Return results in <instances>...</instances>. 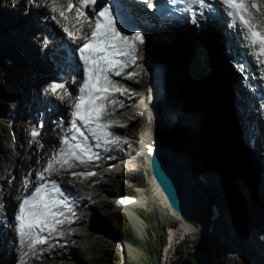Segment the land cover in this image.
Listing matches in <instances>:
<instances>
[{
	"label": "bare ground",
	"instance_id": "bare-ground-1",
	"mask_svg": "<svg viewBox=\"0 0 264 264\" xmlns=\"http://www.w3.org/2000/svg\"><path fill=\"white\" fill-rule=\"evenodd\" d=\"M26 1L20 0L16 8L8 7L3 2L0 3L2 6L0 8V38L4 36V51L12 58L11 63L8 65L13 70L15 67L20 69H18V72L16 71V74H18H15L16 77L19 78L25 75L27 82L31 79L29 84L27 82L24 85L18 86L17 84L18 91H16V95L19 93L20 96H14V101L15 99L17 101L13 108L15 107V113L18 118L25 112L24 104L32 102V112L37 108L38 102L33 96L36 97L40 89V68L45 67L54 70L53 62L46 56H40L37 52V48H39L38 43L43 41L42 36L37 38L36 35L40 31V28H42L39 22H44V28H52L60 32V36L63 35L58 29L57 24L52 21L53 11L49 8L51 4L58 3L59 0H29V3H27L29 12L27 11V15L24 13L25 11L23 12L20 9L22 5L26 6ZM260 2L263 4L264 9V0H260ZM140 9L139 7L134 9L136 16L140 15ZM81 24H79V30H81ZM195 29V26L190 24L181 26L173 24L171 28L164 27L161 29L153 26L152 28L148 29L147 27L145 29L151 35L147 51L145 48L141 49L140 45L139 51L142 53H139L140 61L137 64L138 66L135 68L131 67L124 75L117 77L118 81L126 83L127 91L119 97V101L124 105L114 109V116L116 117L114 130L118 135H114L116 147L115 149H113L114 147H108L105 155L111 156L110 152L114 150L118 154V157L127 161L128 169L125 176L129 177L141 176L142 173L148 171L149 166L152 170L154 168L158 170L157 172H159L160 176V172L166 171L165 166H168L166 160L161 159L160 152L162 151L160 150L161 148H168V146H172L176 150L175 153L180 164H187L190 160L194 161L193 165H186L184 167L188 175V180L184 182L185 212L180 210L177 205V209L171 206L174 212L173 216H177L179 219L176 218L177 223L182 224V226H190L189 236L194 238V232H198L197 225L200 223V218L202 217L204 203L210 200L211 202H217L220 210L214 224V230L212 233H206V231L203 232V229L200 228L202 232L201 236H204L215 247L214 251H217V247L219 246L224 247L229 245L237 248V250H233L241 259L234 258L237 259L234 262L235 264H239V262L244 263V261L248 262L250 259H253V253L252 248L247 247L244 241L245 238H241L239 234L237 216H241L243 210L237 212L234 210L235 206H229L219 188L220 179L217 174V156L220 154L221 143H219V138H216L214 135V131H217L218 126H220L218 123L226 121V114L230 105L234 107L237 103V96H244L241 85L238 84L239 74L234 70L233 66H231L233 70H230L226 65V58L223 53L224 48L238 52L237 41L239 39L237 36L232 40L220 37L223 40L218 44L216 40L211 41L210 37L206 38L203 36V32ZM164 55H167L170 61L182 65L187 70L190 79L189 96H187L184 107L180 111L179 123L176 124V129H179L178 133L175 134L172 130L171 134L168 131V135L164 133V129L167 123L168 126L170 125V128L174 127L172 125L174 124L172 112L163 110L164 108L160 105L157 98L161 81L164 80L162 71L157 67L160 62L158 59L164 58ZM131 72L132 74H130ZM34 86L37 88V91L33 94L31 90ZM71 90L73 91L74 88L72 87ZM53 96L56 97V95ZM69 106V100L62 99L58 101L57 109L60 112L67 113ZM235 108L237 112L240 109L242 110V108L245 110L242 101H239ZM140 112L144 114L141 113L138 116ZM9 117L8 119L10 120ZM143 117L148 118L149 123H140ZM191 118L193 119L191 126L189 128L184 127V120L188 121ZM245 119L250 121L249 116H246ZM51 120L48 123L47 138L49 143L55 145L59 141L54 131V123ZM240 126L243 130V124H240ZM21 135L22 137L24 136L23 132ZM238 137L240 138L239 142L243 152L248 153L250 150L248 151L247 146L244 145L247 141L246 135L240 134ZM151 142L155 148L152 150L154 151L155 158L156 156L159 157V161L157 162L159 165H155L151 156L144 155L143 153V150H151L149 148V143ZM257 144H264V138L262 137L261 139L259 137ZM2 151L3 157L0 156V174H5L6 177L9 176L10 173L7 170L9 169L15 174L16 179L15 187L5 197L7 215L12 218L11 211L16 204L17 195L22 190L21 176L28 174L30 170L39 168L42 164L44 165L47 162L50 151L44 149L39 152L34 144L23 146L19 149L20 155L16 161L13 158L10 146ZM252 154L255 158L254 164L258 168L260 181L264 188V151L261 150L256 157L254 156L256 152H252ZM18 163L22 167L17 165ZM11 164L13 165L10 167ZM197 173L204 175L207 179L206 184L196 179ZM115 175L114 172H109L107 173V177L104 178L92 176L89 177L90 180L87 181V184L80 182V179L73 180L72 187L76 192L78 203V206L74 209L76 212L71 214L66 220L67 225L63 227L61 236L55 238L49 244L29 248L28 246L16 244L13 231L8 230L2 234L0 233V264H16V261H19L20 264H30L33 261L37 264H75V260L84 261L82 254L85 249L91 248L93 250L97 246L103 249L105 246H108L110 240L105 235L99 233L100 230L107 232L106 229L101 228L94 217H92L90 199L92 197H99L102 194L100 190L106 192L108 197L115 195L110 190L112 187L120 184L114 177ZM6 177L0 179V184H6ZM163 179L166 181L167 176L164 175ZM163 188V180L157 182V185H155L157 196L166 204L168 201L164 196ZM246 196L247 202H245V214L243 213V215L246 216L245 219L249 217L246 220L247 223L256 220L253 227L254 232L260 230L264 233V224L262 225L264 200L255 197V195L253 196V194L252 198L249 197L248 193H246ZM196 197L197 200H195ZM199 198L204 199V202H201ZM250 198L252 201H250ZM188 202L195 207L193 213L187 210ZM1 203L2 201L0 200V205ZM250 203H253L254 207L252 205L250 207ZM260 206L261 209L259 208ZM252 209H255L256 212ZM230 213H232L231 216ZM180 216L185 217L186 221L181 223ZM130 217L133 223H135L136 228L140 230L138 213L131 211ZM75 227H78V230ZM168 230L167 239L170 240L169 244L174 241L177 235L183 234L176 224L169 226ZM227 231H229V234ZM78 239H81V243ZM86 239L92 240L87 243L88 240L85 242ZM76 240H78V245L74 243ZM65 241L67 242L66 245L63 244ZM225 241L228 243L224 244L223 242ZM117 242L119 244V241ZM67 246L73 253L72 257L66 256L67 252L65 249ZM168 247H165V252L168 251ZM16 249H19V251H15ZM126 249V251L134 253V249ZM257 249L264 252L261 248ZM207 263L218 264L213 258L207 261Z\"/></svg>",
	"mask_w": 264,
	"mask_h": 264
},
{
	"label": "rangeland",
	"instance_id": "rangeland-1",
	"mask_svg": "<svg viewBox=\"0 0 264 264\" xmlns=\"http://www.w3.org/2000/svg\"><path fill=\"white\" fill-rule=\"evenodd\" d=\"M29 0L26 1V6L22 5L20 7L21 11H25L24 13L27 15V3ZM6 3L8 7H12L13 5V1L12 0H0V3ZM0 8H2V6L0 5ZM29 8V7H28ZM42 16V15H41ZM1 31V30H0ZM4 36L0 38V60H2V64H3V78L0 80V84L1 86L5 89L4 93L6 94V107L4 110L5 113L7 115H9V110L13 108V106L16 103V99L14 101V96H20L19 93H17L16 95V91H18V86L19 85H24L27 82L26 76L22 75L19 78L15 76L16 71L18 72V67H15V69H11L9 67V65L7 64L8 59H12L10 57V55L7 54L6 51H4ZM226 65L230 68V70H233V68L231 67V65L229 64V61L226 59L225 60ZM20 70V69H19ZM235 72V71H234ZM236 73V72H235ZM18 75V74H16ZM31 81V79H29V81L27 82V84H29ZM18 84V86H17ZM26 84V86H27ZM32 91V90H31ZM30 91V92H31ZM152 98V97H151ZM153 101V99H152ZM17 106V105H16ZM152 106V104H151ZM154 107V106H153ZM232 109L235 110V108L230 105L229 109H228V113L226 114V121L223 122H219L218 124L220 126H218V130L214 131V135L216 138H219V143H221V150H220V154H218L217 156V162H218V169H217V174L219 176L220 182H219V188L221 189L222 187V183L226 178H229L231 175V172L229 173L227 170V165H228V161L230 160L231 163V170H233V163L234 165L237 167L239 165H237V162H239L238 160H240V158L236 161V158L234 155H232L234 152L237 154V156L242 157V158H246L248 156H250V159L253 157V154L251 153V151H249L248 153L243 152V149L241 147L240 144V138L238 136H240V121L239 119H235V115H233V113H231ZM143 113L140 112L138 114V116ZM144 114V113H143ZM134 117V116H133ZM3 118H0V122H2ZM234 120V121H233ZM149 119L148 118H144L143 120H141L140 123L142 124H147ZM137 122V121H136ZM193 122V119L191 118V120L189 119L184 120V127H190L191 124ZM1 124V123H0ZM132 126V125H131ZM130 126V127H131ZM3 125H0V156L3 157V149H5L6 147L8 148L9 142L8 139L4 136V132H5V128L3 127ZM174 132H173V131ZM179 129H176V127H172L170 128V125L168 126V123L165 126L164 129V133H166V135H168V131L171 134L173 133H178ZM23 134L26 135V131L23 130ZM232 144L234 147L232 148H228L231 149L233 151L229 152L226 150V145H230ZM244 145L246 146V143H244ZM149 148H151V150H143L144 155H149L151 156L152 161L155 163L154 161V151H152L154 148V146L152 145V142L149 143ZM225 151H227V154L229 152L230 158H226L227 154H224ZM34 152V151H33ZM224 154V156H222ZM248 155V156H247ZM249 158V157H248ZM228 159V160H227ZM222 160V161H221ZM228 162V163H227ZM222 163L223 168H221L220 164ZM245 163V162H244ZM146 164V163H145ZM20 165L22 167L21 164H17ZM148 167V165H146ZM244 166V164H243ZM148 171L145 173H142L141 176L139 177H129V176H123L120 174H116L114 177L116 178V180L120 183L119 185L112 187L111 193L117 194L119 192H124V193H129V192H133L136 193V195L139 197V203L137 205H134L133 207L129 208L125 211H121V210H115L112 208V204L110 202V200L107 198L108 195L106 192H102L100 190V192L102 193L99 197L97 198H91L90 202L92 204V208L90 209L91 213H92V217H94V219L97 221V223L99 224V226H101V228H105L107 232H104L103 230H100L99 233L103 234L106 236L107 239H109V244L108 246H105L103 249L100 248L99 246H97V248H94L93 250L91 248H87L84 250L83 254H82V258H84V261H80V260H75V264H101V263H107V261H110V263H115L117 261L118 264H122L121 263V257H120V252H119V246H118V242H121L124 246V250L122 251L124 254V264H175L177 263L178 259L180 258V256L184 259H188L189 254H191V256L195 257L201 264H208L207 261L211 260L213 258V260L215 259V261L218 264H235L234 261H236L237 259H241L240 256H238L237 253H235V251L233 250L234 247L229 246L228 245V253L224 256V259L222 260V262L220 263L219 258H222L224 250L226 248V246L224 247H217L218 251H214L215 247L208 242V240L205 239L204 236H199L198 232L194 233V238H186L183 239V235L180 236H176L174 241L172 243L169 244L170 240L167 239L168 234H169V230L168 227L170 225H173L174 223H176L175 221V217L170 215V213L168 211L165 210V206L164 203L161 201V199L157 196V192L155 189V185H157V179L159 177V172H157L158 170H156L155 168L152 170V168L149 166L148 167ZM161 168V167H160ZM220 168L225 172V174H223L220 170ZM156 170V172H155ZM154 172L156 174V178L154 176ZM198 174H196V179ZM0 177H2V174H0ZM4 177V176H3ZM89 179H87L86 181H82V183L87 184V181H89ZM205 180H207L205 178ZM260 177H259V172H258V168H256L254 161L251 162V166L248 165V167L245 166V168L241 171V174L237 175L236 177L233 176V183L232 185L234 186V188L239 191L238 193H240L241 197H242V201L241 202V207L238 209H236L234 207V205L232 203H229L228 205L231 206L233 205L234 210L235 211H242L244 213L245 207H246V203L247 202V196L246 193H248L252 198V194L253 196L255 195V197H258L261 200H264V191H263V186L261 184L260 181ZM221 183V184H220ZM98 191V190H97ZM250 198V201H252ZM258 200V199H256ZM95 203V204H94ZM228 203V202H227ZM217 204V203H216ZM254 207L253 203H250V207ZM218 207L219 204H217ZM261 209V206L259 207ZM254 212L255 209H252ZM131 211H135L138 213L139 215V219H140V223L139 225L142 227H140V230H138L136 228L135 223H133L132 218L130 217V212ZM125 214V216L128 218L129 222L128 225L132 228L133 230V237L135 240L136 245H133L131 243H129L128 241L125 240L124 237H120L117 236L113 231H112V222L111 221V217L113 215H119V214ZM129 216H128V214ZM243 213L241 214V216H237V222H239V234L241 236V238H245V243L247 244V247L249 248H261L262 250H264V243H263V239L264 237L260 234V230L255 231L253 230L254 227V223L256 220L251 221V223H247V219L249 217H247V219H245V215H243ZM141 215H145L146 216V220H144ZM245 214V213H244ZM232 215V213H230V216ZM243 215V216H242ZM250 222V221H249ZM264 224V217H263V221H262V225ZM78 230V227H75ZM74 228V229H75ZM75 229V230H76ZM261 229V228H260ZM162 230H164L165 232V237H164V245L162 246V248L159 251V254L155 257H153L154 259L151 261V257L149 254V249L147 246L148 241H150L152 238L158 242V240H161L162 237L160 236L162 233ZM73 232V230H71ZM82 232H84L83 230H80ZM222 232V231H221ZM229 234V231H227ZM228 236V235H227ZM201 237V238H199ZM199 238V240H198ZM263 238V239H262ZM79 242L81 243V239H78ZM74 242L75 244H79L77 243V241ZM88 240V241H87ZM92 239H86L85 242L87 241V243H89ZM203 240V242H202ZM198 241L199 244L204 243L206 247H208L209 251L207 250L208 253H206V255H208V258H206L202 252L198 251L196 249V242ZM66 241L63 243L64 245H66ZM73 243V244H74ZM224 244L228 243V242H223ZM169 244V245H168ZM169 246V247H168ZM134 249V253L131 251H126L130 248ZM165 247H168V251L165 252ZM65 251L66 256L68 257H72L73 253L71 252V250L69 249V247L67 246ZM204 251V250H202ZM220 251L221 255H218L217 253ZM205 252V251H204ZM116 255V256H115ZM233 257V258H232ZM206 258V259H205ZM237 258V259H234ZM37 264L36 262H30V264ZM39 264V263H38ZM48 264V263H47ZM239 264H246V261L243 262H239Z\"/></svg>",
	"mask_w": 264,
	"mask_h": 264
},
{
	"label": "snow or ice",
	"instance_id": "snow-or-ice-1",
	"mask_svg": "<svg viewBox=\"0 0 264 264\" xmlns=\"http://www.w3.org/2000/svg\"><path fill=\"white\" fill-rule=\"evenodd\" d=\"M143 3L147 5L152 4V0H142ZM195 3L201 5L202 7L205 5V0H194ZM85 5L94 4L96 0H83ZM223 4L228 8L232 9V11L228 12L229 16L238 17L239 20L248 28V36L246 39H250L253 44H259L261 46V50L264 51V34H261L257 31H254L252 26L249 24V21L245 19V16L241 13H245L248 11V8L245 6L244 0H223ZM255 3H253V7H255ZM97 27L95 31L89 37V43H86L82 46L80 51L83 53L85 50H88V55L84 56L83 59L85 61H89L91 63L92 77L89 80L88 78V70L85 71V82L81 86V93L85 94L89 97V107L91 109V115L95 117L96 120L99 119L103 108L96 104L97 100H103L106 98V94L108 92L107 84L110 82L108 78V73L112 71V66L118 64L119 61L115 60L114 57L117 55H131L128 49L135 50V44L131 43L134 40H139L140 43H143V38L141 33L135 32L132 35H125L120 29L115 25V18L112 16L110 9L105 7L101 9L97 14ZM107 15V19L102 21L100 18L105 17ZM116 75H120V72L117 71ZM50 89L55 92L57 88H63V84H52L49 86ZM87 89V93L86 90ZM85 95L78 97V100H83ZM77 112L74 115H77L82 121L86 124L90 120V116L87 114H81L79 109L81 108V104L77 103L75 105ZM73 126L76 125V121L74 120ZM101 127H107L106 125ZM37 133L34 131L33 135L35 136ZM72 139H75L72 137ZM79 147V145H77ZM83 162V161H81ZM53 167L52 162L49 161L48 168L46 171L51 170ZM78 175H95V173H74ZM43 179V176L40 177ZM53 187H56V181L51 182ZM46 189V185H40L35 188V191L31 194L30 197L25 198L23 203L21 204L20 212L21 216L19 219L24 220L25 215L29 217L28 226L38 227L41 230L48 223L49 215H56V213L51 212V204L49 202V198L47 197V193L42 196V191ZM31 202L30 208H28L27 212H25V206L29 205ZM59 203H63V200L58 201ZM126 201H121L124 203ZM45 239H47L45 237Z\"/></svg>",
	"mask_w": 264,
	"mask_h": 264
},
{
	"label": "trees",
	"instance_id": "trees-1",
	"mask_svg": "<svg viewBox=\"0 0 264 264\" xmlns=\"http://www.w3.org/2000/svg\"><path fill=\"white\" fill-rule=\"evenodd\" d=\"M3 78V64H2V60H0V80ZM4 88L1 86L0 84V111H2L3 109H5V100H6V94L4 93ZM233 113V115H235V118L236 116H238V112L236 111V108H235V111L234 110H231ZM236 112V113H235ZM237 114V115H236ZM239 117V116H238ZM234 147L232 144H230L229 146L226 145V150L231 152L233 150L231 149H228V148H232ZM227 151H225V154H227ZM227 154L226 158H230V155L232 154ZM232 155L235 156L236 158V161L240 158V160H238L239 162H237V165L239 166H235L234 163L232 164L233 165V170H231L232 168L230 167L231 166V163H230V160L227 162L228 165H227V170L228 172L230 173L231 172V175H229L230 177L229 178H226L225 177V180L224 182L222 183V187H221V193L224 195L223 197L225 198V200L228 202V203H232L234 206H236V208H239L241 207V202L242 201V197L240 195V193H238L239 191H237L234 186L232 185L233 183V176H237L239 174H241V171L246 167H248V165L250 166L249 164V161H247L246 158H242V157H239L237 156V154L234 152ZM224 156V154L222 155ZM228 160V159H227ZM245 162V163H244ZM244 164V166H243ZM222 165V163L220 164V166ZM222 169L223 168V165L221 166ZM221 172L223 174H225V172L222 170ZM140 216L146 220V216L143 214ZM111 221L112 222V231L117 235V236H120V237H124L126 241H128L129 243L133 244V245H136L135 243V240H134V237H133V230L132 228L128 225V218L125 216V214H119V215H113L111 217ZM162 237L161 240H158L155 241L153 238L148 241L147 243V246H148V249H149V254H150V257H151V261L154 259L153 257L157 256L159 254V251L160 249L162 248V246L164 245V237L166 236L165 235V232L164 230H162V233L160 235ZM196 248L199 247V249H202V250H205L206 253L207 250L209 251L208 247L205 246L204 243H201L199 244L198 242H196L195 244ZM218 251V250H217ZM205 253V254H206ZM218 255H221L220 254V251L217 253ZM116 256V255H115ZM222 256V255H221ZM223 258V257H222ZM101 264H113V263H110V261H107V263H101ZM114 264H118L117 261L114 263ZM155 264V262H154ZM175 264H201L195 257L191 256V254H189L188 256V259L186 258H182L180 256V258L178 259L177 263Z\"/></svg>",
	"mask_w": 264,
	"mask_h": 264
},
{
	"label": "water",
	"instance_id": "water-1",
	"mask_svg": "<svg viewBox=\"0 0 264 264\" xmlns=\"http://www.w3.org/2000/svg\"><path fill=\"white\" fill-rule=\"evenodd\" d=\"M160 151H162L160 152L161 159L166 160L168 166H165L166 171L163 170V172H160V176L158 178H156L155 176V170L154 176L158 182L163 180V191L167 196L168 200L171 202V204L174 207H176L177 205L180 210H184L186 209L184 203V182L188 180V175L186 174L185 170L183 172L180 170V161L177 157V154L175 153L176 150L173 147L169 146L168 148H161ZM154 161L155 165H159L157 164V162L159 161L158 156H156V158L154 156ZM164 175L167 176L166 181L163 179ZM195 200H197V197L195 198ZM187 208V210H189V212L191 213H193V211L195 210V207H193L192 204H189V202Z\"/></svg>",
	"mask_w": 264,
	"mask_h": 264
}]
</instances>
